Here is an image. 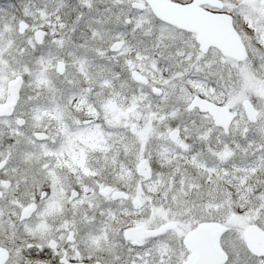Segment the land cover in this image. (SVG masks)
<instances>
[{"label": "snow or ice", "instance_id": "1", "mask_svg": "<svg viewBox=\"0 0 264 264\" xmlns=\"http://www.w3.org/2000/svg\"><path fill=\"white\" fill-rule=\"evenodd\" d=\"M0 264H264V0H0Z\"/></svg>", "mask_w": 264, "mask_h": 264}]
</instances>
